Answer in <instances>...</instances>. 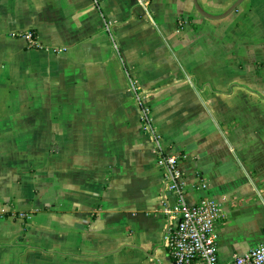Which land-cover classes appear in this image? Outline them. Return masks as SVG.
Segmentation results:
<instances>
[{
	"label": "crops",
	"instance_id": "1",
	"mask_svg": "<svg viewBox=\"0 0 264 264\" xmlns=\"http://www.w3.org/2000/svg\"><path fill=\"white\" fill-rule=\"evenodd\" d=\"M158 147L222 262L262 243L264 0H0V264H172Z\"/></svg>",
	"mask_w": 264,
	"mask_h": 264
},
{
	"label": "built area",
	"instance_id": "2",
	"mask_svg": "<svg viewBox=\"0 0 264 264\" xmlns=\"http://www.w3.org/2000/svg\"><path fill=\"white\" fill-rule=\"evenodd\" d=\"M99 4V0H93ZM31 48H43L33 31L21 34ZM61 52L64 49H52ZM133 89L140 96L136 83ZM145 127L151 130L152 119L148 106L141 105ZM159 149V163L165 171L164 187L173 196L172 205H167V227L164 246L172 264H264V239L262 243L235 257L222 262L216 240V226L223 221L219 202L213 197H203L197 202L187 200L182 186L180 162L182 155L171 150Z\"/></svg>",
	"mask_w": 264,
	"mask_h": 264
},
{
	"label": "water",
	"instance_id": "3",
	"mask_svg": "<svg viewBox=\"0 0 264 264\" xmlns=\"http://www.w3.org/2000/svg\"><path fill=\"white\" fill-rule=\"evenodd\" d=\"M243 0H237L236 3H234V5L225 13L221 14V15H213V14H209L207 12H205L200 5L198 4L197 0H194V5L197 9V11L203 16L206 17L208 19H221L226 17L227 15H229L235 8H237V6L242 2Z\"/></svg>",
	"mask_w": 264,
	"mask_h": 264
},
{
	"label": "rangeland",
	"instance_id": "4",
	"mask_svg": "<svg viewBox=\"0 0 264 264\" xmlns=\"http://www.w3.org/2000/svg\"><path fill=\"white\" fill-rule=\"evenodd\" d=\"M136 94V93H135ZM149 108V107H148ZM149 111H150V118L152 119V117H151V109L149 108Z\"/></svg>",
	"mask_w": 264,
	"mask_h": 264
}]
</instances>
